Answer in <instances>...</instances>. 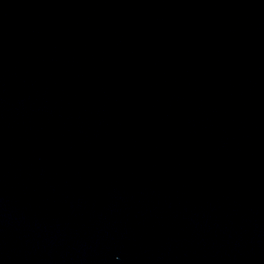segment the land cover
Masks as SVG:
<instances>
[{
	"label": "water",
	"instance_id": "95a60500",
	"mask_svg": "<svg viewBox=\"0 0 264 264\" xmlns=\"http://www.w3.org/2000/svg\"><path fill=\"white\" fill-rule=\"evenodd\" d=\"M0 264H264V0H0Z\"/></svg>",
	"mask_w": 264,
	"mask_h": 264
}]
</instances>
